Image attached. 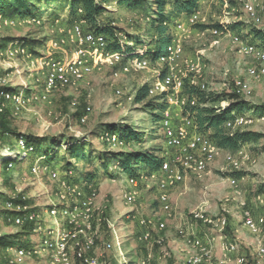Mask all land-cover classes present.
Listing matches in <instances>:
<instances>
[{"label": "rangeland", "instance_id": "374dc122", "mask_svg": "<svg viewBox=\"0 0 264 264\" xmlns=\"http://www.w3.org/2000/svg\"><path fill=\"white\" fill-rule=\"evenodd\" d=\"M144 1L146 5L148 4V8H129L120 4L119 0H112L108 5V12L104 17L118 27L122 40L125 41L128 34L135 35L138 30L144 33L149 42L157 40L158 35L151 27V8L154 7L155 0ZM257 2L260 3V1ZM56 5L58 4L44 7V2L38 3L37 8L41 11L40 22L31 17H13L15 23L9 25H4L0 21V45L5 39H10V44L19 42V45L24 39L46 40L42 46L35 47L38 51L36 55L29 50V47H25L26 54L21 53L13 57L0 56V79L5 80L4 84L12 88L30 87V92H27L30 97H33L34 93L39 94L44 91L46 80L44 70H40L38 64L34 66L32 60L50 55L56 58L69 56L74 49L69 38V30L73 24L69 19V11ZM260 6L261 3L259 10L263 23L257 24L240 3L231 7L223 0H201L200 9L204 19L202 23L194 26L190 34H182L176 29L174 31L175 38L181 40L184 49V54L177 63V69L184 72L188 70L189 63H199L202 67V74L197 78L198 81L204 82L209 91L216 93L230 92L233 80L237 77L242 78L249 81L253 89V95L245 99L248 105L256 107L264 103V77L253 78L248 74L249 68L256 66L258 61L241 53L229 33L216 36L211 30H207L215 24L225 25L231 32L240 34L246 40L257 44L251 31L253 29L264 30V9ZM183 16L184 14L178 15L176 23ZM235 22L242 23L239 29L230 27ZM200 25H206L207 28L204 29ZM60 38L64 39L65 43L58 49L48 47L53 39ZM146 48L147 46H144L142 49ZM152 48L153 46L150 49ZM163 71L166 72V65L153 63L144 70L123 73L120 65L105 63L78 84L52 91L47 101L32 99L18 113L11 102L6 103L5 108L10 113L13 127L20 132L36 134L39 137L44 135L54 137L55 140L51 138V151L53 152L59 144L63 145L65 142H62L60 137L65 136L68 139L73 136L92 146L96 151L92 154L93 157L106 148L128 151L130 148L144 146L156 147L157 151H161L164 155L169 148L162 124L154 123L152 114L144 109L142 103L134 102L138 89L144 84L152 85L162 77ZM120 88L124 90V95L116 93V90ZM164 94L168 101L166 114L182 117L189 113V104L183 112L180 106H175L170 102V93L164 92ZM130 95L133 96L132 99L129 98ZM74 100L78 102L76 107L72 106ZM160 104L162 105L163 101ZM87 105L92 107V113L88 122L82 124L80 113ZM246 113L256 114L254 110H248ZM110 125H131L145 132L147 138L143 144H135V147H132L133 145L126 148L112 147L104 143L105 131ZM153 129L155 132H152ZM249 129L264 135V121H257ZM151 132L157 136L153 141L150 137ZM6 137L9 142L0 145V236L20 235L24 231L23 225H16L11 215L5 213L12 208L8 206V202L12 199L22 202L28 211L36 214L37 219L30 228L31 234L20 238L21 240L27 238L32 243L23 264H46L53 255L54 248L47 249L43 241L47 239L50 243H54V236L50 232L58 228L61 231L64 230L67 222L61 216L53 217L49 210L54 203H60L64 207L80 200L79 196L71 195L72 193L70 194L63 185V181L68 180L75 186L88 183L95 190L92 219L98 232L93 255L99 258L101 264H141L149 253L152 259H180V261L185 259V251L179 254L174 247H169L184 241L177 235L174 227H167L172 236L169 239L166 238L163 248L166 249L167 254L163 256L159 249L160 246H149L148 249L147 244L139 238L141 231L139 223L144 218L154 219L153 214L156 213L160 214L159 218L163 214L168 223V220L175 218V215L182 210L181 207L189 211L202 202L205 206H210L211 210L207 209L210 215H222L227 218L228 226L224 233L229 238L237 240L243 254L253 257L258 245L261 243L264 245V234L257 238L244 226L243 207L241 206L244 201L246 203L244 206L250 209L253 215L264 213V136L258 142L247 143L241 148L245 159L240 170L232 169L226 162L228 153L238 154L239 150L237 152L222 150L211 163L206 175L199 177L190 173L188 175L191 178L189 193L185 200L179 203L173 201L174 212L171 216L163 213L158 200L159 192L155 187H148V182L139 187V196L135 204H126L122 196L127 184L123 180L124 175L117 163L112 164L110 168L114 173L117 171L116 176L110 177L98 172L94 175L92 182L84 174L93 172L96 162L89 164L72 160L73 165L69 169L64 168L63 163L55 164V168L60 172L59 177H61V179H56L49 175L48 170L54 166L50 165L53 156L48 155L40 160L39 164L43 169L42 173L36 176L32 173V167L39 157L33 153L31 156L16 159L17 140L11 136ZM9 150H13V155L8 153ZM62 151L61 149L59 153ZM244 154H247L249 158H246ZM7 157L15 160L14 166L9 170L5 168L6 164L3 162ZM44 167L49 169L44 171ZM237 171L241 174H235ZM231 176L237 178V188L231 185L229 181ZM235 191H239L240 194H236ZM89 192L86 190L84 195L87 196ZM224 207L229 209L228 213L223 210ZM190 212L185 216H189ZM109 222L115 225L122 239V254L117 248L111 250L104 248L105 242H112ZM36 228L38 230L34 231ZM211 232L219 234L216 230ZM70 245L72 248L69 254L73 259L72 264H80L74 259L75 245L71 243ZM13 255L14 252L10 250V247L0 250V264H6ZM229 257L223 256L222 253L216 257L213 251L216 264H220L222 259ZM231 258L224 264H236L233 257Z\"/></svg>", "mask_w": 264, "mask_h": 264}, {"label": "built area", "instance_id": "2783aa9c", "mask_svg": "<svg viewBox=\"0 0 264 264\" xmlns=\"http://www.w3.org/2000/svg\"><path fill=\"white\" fill-rule=\"evenodd\" d=\"M223 1L231 7L236 5L231 4V1L240 3L255 23H263L259 4L261 3L260 7L264 9V0ZM257 1H260V3ZM34 20L37 22L41 21L39 17ZM203 20L202 11L199 8L192 14H184L183 18L177 21L175 29L182 34H190L191 29L201 24ZM0 21L4 25L15 23L13 17H0ZM85 25L86 22L84 20L76 21L72 24L69 30V38L74 45V49L69 56L56 58L50 55L32 60L34 66L37 64L40 65V70H44V73H46L45 89L43 92L39 94L34 93L32 95L33 97H30L23 88L13 93H6L4 87L9 85H5V80L0 79V97L4 96L8 102H11L13 108L18 113L25 108L32 99L47 101L52 91L78 84L96 68L103 66L105 63L120 65L123 73L141 71L151 66L152 63L144 55V51H139V56L128 57L119 51L110 50L107 48V36L91 29H85ZM207 30H211L216 36L229 33L241 53L251 56L258 61L256 66L249 68L248 74L253 78L264 77V47L246 40L240 34L231 32L225 25L207 28ZM18 43H12L5 48H0V56L13 57L21 53L26 54V48L23 44L19 45ZM63 43H65L64 39H53L48 47L51 49H58ZM183 54L184 49L182 42L180 39L177 40L175 38L170 55L168 58H163L159 63L161 65H166V72L161 78L150 85L149 94L150 96H156L164 92L170 93V102L175 106H180L182 109L181 111L184 112V109L189 104V97L183 93L186 79L190 85L200 86L205 90H208V87L204 82H199L197 79L202 74V67L199 63H189L187 67L188 70L184 71L185 73L182 72L181 69H177V63ZM180 73L182 75H180ZM230 92L237 94L243 99H248L253 95L250 82L238 77L233 80ZM116 93L118 95L125 94L124 90L121 88L117 89ZM129 98L132 99L133 96L130 95ZM192 103H194V101H192ZM227 104V101H223L221 106L225 107ZM77 105L78 102L74 100L72 106L76 107ZM0 111H2V107H0ZM91 113L92 107L87 105L80 117V122L86 124ZM257 121H264V115L247 114L246 112L238 113L226 123V128L231 133L237 130H248ZM162 124L169 149L164 153L165 159L161 168L158 171L148 174L143 173L138 177L125 176L127 188L123 192L122 197L126 204H135L139 196V187L143 183L145 184L148 182V187H155L159 192L158 200L161 209L168 216H171L174 212V206L170 198V189L183 183L190 173L198 175L199 177L206 175L211 163L215 161L222 150L210 139V137H208V135L198 131L190 112L186 113V115H182V117H178L177 120L174 116L167 113ZM104 139L106 143L112 147H129V144L116 133H107ZM16 140V159L29 156L34 148L28 146L25 139L22 137H18ZM12 151L13 150H9L8 153L13 155ZM244 155L246 158H249L247 154ZM243 157V150L240 149L238 154L228 153L226 155V162L232 169L240 170L245 159ZM41 159L42 158H39L32 167V173L36 176L42 173L43 167L39 164ZM5 164L9 170L14 166L15 160H12L11 157H7L5 158ZM47 169L49 168L44 167V171ZM48 172L50 177L61 179V177H59L60 172L57 168H50ZM229 181L233 187H238V180L235 176L229 177ZM63 185L70 194L72 193L71 195L76 194L79 196L80 200L64 207H62L60 203H54L49 210V213L53 217L61 216L65 219L67 226L62 231L58 228L56 231L50 232L54 236V243H50L47 239L43 241L47 249L51 247L54 248V253L46 264H72L73 259L69 254V250L72 248L70 243L75 245L74 259L80 261L82 264H101L99 258L93 255L98 232L93 225L92 219L94 212L93 200L96 195L95 190H93L92 186L88 183L75 186L70 180L63 181ZM86 190L90 191L87 196L84 195ZM235 192L236 194H240L239 191ZM8 204V206L12 207L8 210L15 211V213L11 215V219L16 225L22 226L26 222H36V214L28 211L26 207L22 205V202L12 199ZM245 204L246 203L243 201L241 205L243 207L242 214L244 226L257 238L261 237V235L264 234V213L255 216L250 209H246L244 206ZM223 210L227 213L229 212V209L226 207H224ZM184 221L185 222L178 227V234L184 239L185 244L184 251L186 256L183 264H216L213 259L215 238L207 235L200 236L195 234L193 231V225L195 223H202L219 232L218 236L221 240L220 251L223 256H230L229 258L222 259L220 264L226 263L228 260L232 259L231 257H233L236 264L247 263L248 258L241 252L237 240L229 238L224 233L228 226V220L225 216L210 215L205 206L201 204L193 209L189 216H185ZM139 224L141 229L139 238L147 244L148 249L149 246L157 245L162 247L163 251L166 252V249L163 248L166 237L161 233L157 235L153 233L154 229H157L159 232L165 231L167 228L166 222L163 220H154L153 218H144L141 219ZM109 228L112 233V242H105L104 248L105 250L117 248L122 254V239L113 223L109 222ZM37 230L36 228L34 231ZM10 250H13L14 255L6 264H23L28 250L17 247H10ZM147 256V258L141 261V264H156L150 253ZM253 263L264 264V245L262 243L258 245L253 253Z\"/></svg>", "mask_w": 264, "mask_h": 264}, {"label": "trees", "instance_id": "16d2710c", "mask_svg": "<svg viewBox=\"0 0 264 264\" xmlns=\"http://www.w3.org/2000/svg\"><path fill=\"white\" fill-rule=\"evenodd\" d=\"M39 2H44V7L58 4L56 5L57 7L60 6L68 9L70 22L74 23L84 20L86 22L85 29L105 34L108 39V49L119 51L128 57L139 56L138 52L144 51V55L152 64H159L163 58H168L171 53L175 41L174 31L177 16L196 12L200 8L201 0H155L154 7L151 8V27L155 29L158 38L151 42L139 30L135 35L128 34L125 41L120 38L118 27L113 25L112 21L107 19V17H104L108 12L107 7L112 0H0V17L40 18L41 11L37 8ZM119 3L129 8L149 7L144 0H119ZM232 3L236 4L234 1H231ZM241 24V22H235L230 27L239 29ZM200 26L204 29L207 28L206 25ZM221 26V24H215L212 27ZM251 34L255 36L253 37L256 39L257 44L264 47V30L253 29ZM9 42L10 39H5L0 48H5ZM45 42V39H24L22 44L24 47H29V50L36 55L38 51L35 47L42 46ZM144 46H147L145 50L142 49ZM151 46H153L152 49H150ZM163 73L165 74L164 71ZM149 88V84L141 86L136 92L134 102L136 104L142 103L144 109L152 114L153 122L162 124L166 116L168 101L164 93L150 96ZM4 90L6 93H13L19 89L5 86ZM25 90L26 92H30V87L27 86ZM183 93L189 97V112L194 119L198 131L208 135L221 150L237 152L245 144L258 142L263 138L264 135L262 133L252 129L237 130L231 133L226 128V123L234 118L235 114L248 110H254V113L258 115H264V103L256 107H250L245 99L233 92L216 93L205 90L200 86L190 85L187 79ZM193 100L195 102L192 104ZM162 101L163 104L161 105L160 102ZM223 101H227L228 103L225 107L220 105ZM6 103H8L6 98L4 96L0 97V107H2V111H0V145L9 142L6 136L14 138L22 137L28 146L34 148L29 156L34 153L43 159L48 155H52L53 161L50 165L54 166V168L55 164L63 163L64 168L69 169L73 165L72 160H76V162H88L89 164L96 162L93 172L90 171L84 174L91 182L94 180V175L98 172L110 177L116 176L117 171L114 173L110 169L114 163L118 164V168L124 176L138 177L143 173L148 174L158 171L165 159L164 155L161 151H157L156 147L145 146L130 148L128 151H116L106 148L99 151L96 157H93L92 154L96 153V151L92 146L82 141V139H77L73 136L68 139L65 136L60 137L62 138V142L65 141V145L59 144L56 147V151L53 152L51 151V138L55 140L54 137H46L45 135L39 137L36 134H24L16 129V127H13L10 113L5 108ZM85 108L86 106L83 107L80 117ZM161 127L163 128V124ZM105 132L106 134L116 133L120 135L129 146L133 145L132 147H135V144H143L147 138L145 132L131 125H110ZM152 132H155L154 129ZM152 132L150 137H152L151 140L153 141L157 136L152 134ZM61 149L63 151L59 153ZM5 168L7 169V166ZM235 174H241V172L237 171ZM5 213L12 215L15 211L7 210ZM32 225L33 222H26L23 225L24 231L20 235L0 236V250L6 247L25 248L28 250L32 243L27 238L22 240L20 238L23 235L27 236L31 234L30 228ZM247 258L246 264H254L252 256L247 255ZM78 262L82 264L80 261Z\"/></svg>", "mask_w": 264, "mask_h": 264}, {"label": "crops", "instance_id": "0c3cea01", "mask_svg": "<svg viewBox=\"0 0 264 264\" xmlns=\"http://www.w3.org/2000/svg\"><path fill=\"white\" fill-rule=\"evenodd\" d=\"M9 44H10V42L8 43V45ZM173 116H174V118L176 120L178 119L177 116H175V115H173ZM123 180H125V176L123 177ZM190 181H191V178L187 177L183 183H181V184H179V185H177V186H175V187L170 189V198H171L172 203H173V201H175V203H179V201L181 202V201L185 200V198L187 197V195L189 193V190H190ZM201 204H203L205 206V203L202 202ZM201 204H199V205H201ZM196 207L197 206H195V208ZM192 208L195 209L194 207H192ZM192 208L189 211H185V209H183L181 207L182 210L179 211L177 213V215H175V218L168 220V223H167L166 219L164 218L163 214H162L161 218H159L160 214H158V213H156L155 215L153 214L154 220H163V221H165L166 224H167V227L168 226H171L172 228L174 227L175 230H176L177 235H179L178 234V227L185 222L184 221V217H185V215L188 212L193 210ZM205 208L211 210L210 206L207 207V205H206ZM210 230L214 231L212 228L207 227V226L203 225L202 223H195L193 225V231L195 232V234H198L200 236L207 235V236L215 238L214 255L216 257L217 256L219 257L220 254H221V251H220V242H221V240H220V237L218 235L213 234ZM153 233H154V235H157L158 233H161L168 239L171 238V236H172L170 230H168L167 228H166L165 231H162V232H159L157 229H154ZM169 247L170 248L174 247L175 250H177L179 252V254H180V253H182L184 251L185 244H184V241H181L179 244H177V245L173 244L172 246L170 245ZM159 249L161 250V254L163 256H165L166 252H164L161 247H159ZM172 250H174V249H172ZM154 260H155V263L159 262L158 264H166V263L167 264H179V263L183 264L185 259H181V261H180V259H154Z\"/></svg>", "mask_w": 264, "mask_h": 264}]
</instances>
